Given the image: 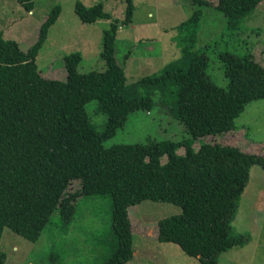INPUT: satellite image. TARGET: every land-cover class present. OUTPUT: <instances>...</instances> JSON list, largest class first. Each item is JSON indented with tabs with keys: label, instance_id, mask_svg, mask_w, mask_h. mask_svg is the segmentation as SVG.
I'll return each mask as SVG.
<instances>
[{
	"label": "trees",
	"instance_id": "16d2710c",
	"mask_svg": "<svg viewBox=\"0 0 264 264\" xmlns=\"http://www.w3.org/2000/svg\"><path fill=\"white\" fill-rule=\"evenodd\" d=\"M15 1L26 11L35 2ZM124 2L123 19L111 18L102 1L91 6L76 3L83 23L111 19L102 34L101 71L79 73L82 56L75 52L63 56V80L40 73L36 57L60 15L59 5L46 14L36 41L25 51L0 32V239L8 228L35 242L53 212L67 221L74 216L78 198L108 194L116 246L105 264L131 259L127 208L143 200L180 207L177 215L156 222L158 242L178 245L201 264H218L222 253L248 238L233 234L232 222L250 169L258 165L264 173V157L221 144L201 143L194 150L193 143L236 129L234 120L244 106L264 98V65L252 52L217 50L214 57L227 79L224 87L218 86L207 73L210 46H197L196 31L203 8L224 15V32L230 34L264 0H216L213 6L206 0H190L194 10L179 24H193L195 29L184 41L182 57L140 77L135 85H127L124 66L115 57L117 32L131 23L134 13L133 1ZM167 81L176 86L173 111L186 138L103 145L123 127L130 112L151 107L149 94L134 87L144 82L146 89L163 91ZM92 100L95 110L106 115L102 131L89 119L86 104ZM180 148L182 155L177 153ZM73 181L79 186L69 191ZM5 261L0 251V264Z\"/></svg>",
	"mask_w": 264,
	"mask_h": 264
},
{
	"label": "rangeland",
	"instance_id": "374dc122",
	"mask_svg": "<svg viewBox=\"0 0 264 264\" xmlns=\"http://www.w3.org/2000/svg\"><path fill=\"white\" fill-rule=\"evenodd\" d=\"M77 1L86 6L102 1L111 18H124V0H38L32 16H28L27 11L15 0H0V32L4 39L15 41L24 51L36 41L41 19L46 17L44 14L55 5L60 6V15L49 28L47 39L36 57L37 67L45 78L63 80L66 76L63 56L75 52L82 56L77 68L79 73L101 71L105 68L100 58L102 34L111 19H99L94 23L81 22L76 12ZM132 1L134 20L141 24L133 29L128 26L119 28L115 43V57L124 66L127 85H135L140 77L156 73L166 64L181 58L184 41L189 32L195 29L193 24H183L194 10L190 0ZM206 1L210 6L216 2ZM148 8L152 16L148 18L151 20L150 26L142 24L148 20ZM182 21L183 26H180ZM224 22V15L203 8L196 31L197 46L208 44V49H211L208 76L221 87L226 85L227 79L214 57L215 51L226 49L237 54L252 52L256 60L264 65V4L242 20L239 30L225 34ZM145 52H150V56L145 57ZM127 54L130 57L124 62ZM141 84L143 86L134 88L140 94H149L151 107L130 112L123 127L105 140L103 145H129L145 143L148 140L178 141L186 138L185 129L173 111L176 106V86L167 81L165 89L160 91L146 89L144 82ZM86 107L92 126L102 131L106 115L95 110V100L88 102ZM234 124L236 129L233 131L194 140V150L201 143L221 144L264 157V98L248 102L235 118ZM177 153L182 155L184 148H180ZM166 159L162 157L160 161L165 162ZM78 186V181H73L68 190H75ZM129 209L134 217L140 216L142 222L141 230H138L137 220L132 219V249L151 252L147 257L155 263L162 261L166 264H201L197 259L187 256L176 244L162 243L156 239L153 241L154 224L159 219L177 215L180 212L178 205L143 200ZM111 212L110 196L94 194L78 198L74 216L67 221L60 220L58 211L53 212L50 222L35 242L27 241L4 228L0 251L6 256L5 264H105L116 246ZM232 233L248 238L244 243L222 253L218 264H264V173L258 165L250 169L249 181L240 197L232 222ZM158 248H172L176 254H157ZM145 256L144 252V259ZM140 264L149 263L146 259Z\"/></svg>",
	"mask_w": 264,
	"mask_h": 264
},
{
	"label": "crops",
	"instance_id": "0c3cea01",
	"mask_svg": "<svg viewBox=\"0 0 264 264\" xmlns=\"http://www.w3.org/2000/svg\"><path fill=\"white\" fill-rule=\"evenodd\" d=\"M38 0H35V2H33V4H34V6H32L33 7V9H31V10H29V11H27V15L29 16V15H33L34 14V7H35V4H36V2H37ZM208 10H211V11H213L211 8H207ZM136 12V11H135ZM150 10H149V8L146 10V14H147V19L148 18H151L152 16H151V14H150ZM44 16H46V13L44 14ZM43 16V17H44ZM134 18H135V15H134V13H133V17H132V21H131V23H129V25H128V27L129 28H131V29H133V28H135L138 24H141V23H138V22H136L135 20H134ZM58 19V18H57ZM44 20V18H42L41 19V22ZM57 21V20H56ZM151 20H146L145 22H143L142 24L143 25H147V26H150L151 24ZM120 31V29L118 30V32ZM118 32H117V34H118ZM138 44L140 43V42H137ZM144 54V56L145 57H148V56H150V52H145V53H143ZM140 55H142V54H140ZM129 57H130V54H129ZM72 191V190H71ZM137 204H134V205H131V206H136ZM130 207V206H129ZM129 207L127 208V216H128V220H129V223H130V230H131V234H133V231H132V228H131V222H132V219H136L137 221H136V223L137 224H139V226H138V230H141V218H140V216H136V217H134V215H133V213L130 211V209H129ZM135 212H136V210H135ZM151 224H153V223H151ZM155 227V229H154V231H153V234H154V237H153V241H155V236H156V224H154V226H153V228ZM145 240H148V239H145ZM113 248V246H111V249ZM114 249H115V247L112 249V253H113V251H114ZM131 250H132V257H131V259L128 261L129 262V264L131 263V264H136V263H142V261H144V260H146L147 259V262L149 263V264H166L165 262H162V261H159V263H155L154 262V260L153 259H149L148 257H147V255H149V254H151V252H149V251H146L145 249H137V248H135V249H132L131 248ZM145 252V254H146V256H145V258L146 259H144V257H143V253ZM111 253V254H112ZM168 254V255H170V256H172V255H175L176 254V252L172 249V248H158L157 249V254ZM110 257V256H109ZM108 257V258H109ZM127 263V262H126Z\"/></svg>",
	"mask_w": 264,
	"mask_h": 264
}]
</instances>
